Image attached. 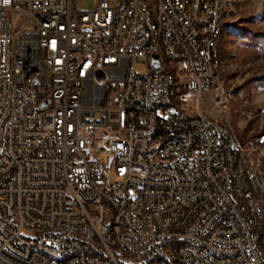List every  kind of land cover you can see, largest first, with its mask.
I'll list each match as a JSON object with an SVG mask.
<instances>
[{
    "label": "built area",
    "instance_id": "2783aa9c",
    "mask_svg": "<svg viewBox=\"0 0 264 264\" xmlns=\"http://www.w3.org/2000/svg\"><path fill=\"white\" fill-rule=\"evenodd\" d=\"M79 2L0 0V264H264V183L201 109L205 89L228 103L205 63L217 0ZM163 52L191 71L192 113L169 103Z\"/></svg>",
    "mask_w": 264,
    "mask_h": 264
},
{
    "label": "rangeland",
    "instance_id": "374dc122",
    "mask_svg": "<svg viewBox=\"0 0 264 264\" xmlns=\"http://www.w3.org/2000/svg\"><path fill=\"white\" fill-rule=\"evenodd\" d=\"M88 1L80 0L79 8L87 9ZM224 27L219 46L220 68L214 72L218 75L221 92L226 95L228 108L215 107L214 94L205 89L201 109L204 114L228 125L253 163L264 172V0H225ZM169 61L162 56L166 72L177 74L175 105L192 113L196 92L192 89L191 71L182 68V63ZM150 67V60H140L136 70L146 74ZM23 235L36 238L38 232L26 228ZM258 236L264 257V221H260ZM117 255L120 264L130 263L128 257Z\"/></svg>",
    "mask_w": 264,
    "mask_h": 264
},
{
    "label": "bare ground",
    "instance_id": "6f19581e",
    "mask_svg": "<svg viewBox=\"0 0 264 264\" xmlns=\"http://www.w3.org/2000/svg\"><path fill=\"white\" fill-rule=\"evenodd\" d=\"M184 8H193V0H183ZM218 7V22L215 31L213 32V36H211V45L208 46L207 53H205V63L206 70L209 72V76L212 79H218V75H215L216 72L220 68V43L224 33V11H225V0H217ZM165 36V27L157 26V37H160L161 51H168L167 37ZM163 56H165L168 60L171 61L170 52H163ZM169 78V103L171 105H175V100L177 96V88H178V78L176 73H168ZM224 95V93L222 92ZM228 108V103H227ZM229 132L231 137H234L230 127ZM159 138V130L151 131V139ZM235 138V137H234ZM257 175L259 178V182L264 183V172L257 168ZM260 227V221L255 222V247L259 249V255L263 258V253L260 249L259 244V236L258 229ZM39 255L46 256L47 259L57 260V262H68L70 260L69 251L58 252L57 250H50L46 245H39Z\"/></svg>",
    "mask_w": 264,
    "mask_h": 264
},
{
    "label": "water",
    "instance_id": "95a60500",
    "mask_svg": "<svg viewBox=\"0 0 264 264\" xmlns=\"http://www.w3.org/2000/svg\"><path fill=\"white\" fill-rule=\"evenodd\" d=\"M152 62L153 64H155V68L156 69H159L160 68V59L157 55H155L153 58H152Z\"/></svg>",
    "mask_w": 264,
    "mask_h": 264
},
{
    "label": "trees",
    "instance_id": "16d2710c",
    "mask_svg": "<svg viewBox=\"0 0 264 264\" xmlns=\"http://www.w3.org/2000/svg\"><path fill=\"white\" fill-rule=\"evenodd\" d=\"M225 28V27H224ZM167 70V69H166ZM166 70L164 72H166ZM237 139V138H236ZM238 141V140H237ZM240 144V143H239Z\"/></svg>",
    "mask_w": 264,
    "mask_h": 264
},
{
    "label": "snow or ice",
    "instance_id": "6c2138e0",
    "mask_svg": "<svg viewBox=\"0 0 264 264\" xmlns=\"http://www.w3.org/2000/svg\"><path fill=\"white\" fill-rule=\"evenodd\" d=\"M5 2H7V0H5Z\"/></svg>",
    "mask_w": 264,
    "mask_h": 264
}]
</instances>
